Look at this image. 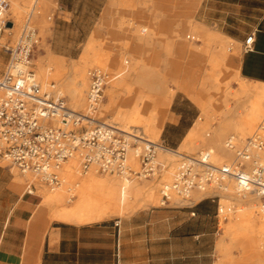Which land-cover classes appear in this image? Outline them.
<instances>
[{
  "label": "crops",
  "instance_id": "0c3cea01",
  "mask_svg": "<svg viewBox=\"0 0 264 264\" xmlns=\"http://www.w3.org/2000/svg\"><path fill=\"white\" fill-rule=\"evenodd\" d=\"M161 1L155 2L154 22L139 15L141 0H56L50 50L66 61H77L102 26L116 28L122 18L133 20L131 29L150 24L159 34H172L179 12L171 5L174 16L170 25L164 23ZM198 5V23L215 26L241 44L235 61L240 76L264 83V0H201ZM102 14L108 15L102 20ZM249 35L254 38L251 48L243 50ZM199 116V107L187 95L173 94L159 132L163 145L179 148ZM41 202L34 187L23 190L10 167L0 166V264H223L220 253L230 263L255 262L236 261V243L222 234L219 200L211 196L190 205L166 202L89 223L50 219L39 213Z\"/></svg>",
  "mask_w": 264,
  "mask_h": 264
},
{
  "label": "bare ground",
  "instance_id": "6f19581e",
  "mask_svg": "<svg viewBox=\"0 0 264 264\" xmlns=\"http://www.w3.org/2000/svg\"><path fill=\"white\" fill-rule=\"evenodd\" d=\"M44 1L45 0L9 1L10 6L8 9V16L10 18L9 22H11V25H7L8 28L0 34L1 46L7 42V38L10 35L13 39L17 36L18 40L26 22L25 20L27 14H29L31 19L32 17L38 18L41 2ZM182 3L184 4L185 1L183 0ZM194 3L196 4L194 9L195 13L197 6L199 7V0H194ZM47 4L48 2H45V5ZM45 14L47 15V13ZM50 16L51 15L47 16V22L50 21ZM192 16H194V14L191 16L185 14L182 15L181 18H178L181 22L180 25L183 30L182 34H179L178 36V49L180 53L185 56L187 55L186 66H188L190 60H196L199 53H203L202 47L190 46V40L196 38L204 40L206 43L220 42L224 43V46L221 47L218 55L215 53V49L219 48L218 45L220 43L215 44L213 47L214 50L211 49L210 52L204 54L205 58H209L210 61L216 62L220 71L218 75H211L207 77L208 79L205 82L210 84L208 87L205 85L206 83L204 81L201 82L200 87L198 86L200 90H194L193 86L188 85L187 83L182 85L184 91L187 92L190 99L199 107L201 113L196 121L195 127L190 130L184 143L179 148L191 150V148L198 146L196 143V137L198 138L200 135L202 138L204 136V140L210 141V145L207 149L201 151L202 155L199 160H202V158L206 155L210 163L215 167L223 165L234 166L236 165L234 150L229 148L226 143L228 142V139L231 138L236 147L244 145L246 138L243 139V136L251 130L254 123L264 114V83L248 81L242 78L238 71V65H232L230 67V64L227 62L230 53V51H228V46H230L233 39L217 30L213 29L214 31H212L208 26L202 23H193L191 21ZM43 23L45 24L44 21ZM130 31V35H128L127 39L129 41H135L136 43H143V45L144 43L149 45L154 36L159 37V35H161L159 37L160 41H157L163 45L166 52L171 51V40L169 41L165 38L166 35L164 32L162 34H158V32H156L150 24H136ZM11 37L10 40H12ZM96 46V40H91L85 47L84 54L80 57V59L77 61H70V64L68 65L65 63L66 60L64 58L56 56L49 49L47 55L40 62L41 75L45 76L42 71V68L45 65L54 69V77L60 81L62 92L64 91L69 95L71 108L73 110L90 114L92 117L100 121L111 124L115 123L123 131L142 136L143 138L153 141L158 145L159 142H156L155 139L159 137V132L163 125V113L166 111L171 102L174 89L171 88L169 90H165L161 101L159 103L156 102L157 104H155L154 110L146 113L144 110V102L150 99V95L145 94L141 87L147 86L149 91H155L164 84L165 78L162 74H160V71H151V67L147 64H140V62L135 58L127 69L124 68L125 70H120L114 76L110 77V79L107 80L104 75L107 80L105 94L108 98V103L101 106V100L97 107L93 108L88 102V94L90 93L91 84V71L95 69L101 71L108 67L109 64L111 65L113 62L116 63L114 60H112V62L105 61L98 56L93 58L89 57L90 52H92ZM104 46L105 48L107 47V45ZM16 66L17 68L22 69L24 65L23 63H19L16 64ZM91 66H96V68H92L88 71V67ZM224 68H232L231 73L225 74L222 71ZM34 73L36 80L41 85L43 90H54L57 94L63 96L62 92L56 88V84L52 82L43 83L35 71ZM193 75L194 72L192 70L187 73L189 78L193 77ZM152 76L156 79H147ZM232 80H236L238 82V87L234 92L230 90V83ZM86 86H88V90L85 98L84 90ZM125 92L133 93L135 95L134 102L129 108H121V111L115 115L116 122H113L110 118L109 108L117 102L118 98L121 99L120 96L125 94ZM244 96H253L254 98L248 106L245 105V114L238 115L234 110V107L242 106L241 100ZM231 97H233L236 101L234 107L229 104ZM237 112L241 113L240 110ZM215 117H218L220 121L217 126H211L210 120ZM94 122L95 121H89L88 127H90V125ZM257 129L264 130V122H260L255 130ZM233 131L240 134L239 136L243 140L231 134L228 139L223 140L224 135L227 132ZM254 131L252 133H254ZM158 149L162 151L160 156L168 160H172L173 155L176 153L179 157L186 155L182 154L179 149L173 150L160 146H158L157 151ZM254 150L253 153L257 155L261 154L260 151L255 152ZM136 153L137 148H129L127 162L130 167H132L130 163L136 164V161L139 163ZM259 159L262 161L264 160V158ZM181 160L182 159L180 158L177 162L176 168L172 173L171 181L165 183L164 186L166 185L170 187L171 184L174 183L178 168L180 164H182L180 163ZM156 161L158 162L157 154ZM9 167L18 169L15 166ZM100 173L101 172L98 167L94 165L88 170H83L78 159L73 158L68 160L62 165L60 171L61 179L58 184H46L50 187V189L45 187L37 188V193L42 196L39 213L46 215L52 213L51 217L54 219L66 222L89 223L100 221L114 215L132 213L141 207L151 205L159 201V196L155 193V186L152 184L148 185L146 183L140 185L138 183H134L125 176L117 175L120 178H116V174H114L115 176L110 177H100L98 175ZM21 174L31 175L36 178L30 172H21ZM32 183L33 182H31L30 185ZM218 186L219 189L217 190L195 189L190 192V195H192L193 192H200L203 194L222 192L224 195L231 193L234 195V198L232 199L237 201H239V199L246 198L247 205H241L239 208L233 205V202L226 201L222 203V206L220 207L222 211L225 208L231 215L230 221H228V223L227 221L225 222L227 227L226 230H224V236L226 235L230 237L231 241L237 245H252L256 248V251L261 253L264 247V220H262L261 217H264V202L258 195L241 194L234 179H224L219 182ZM176 192L177 191L173 190L171 187L170 194L172 195V198L175 199V197H177L178 200L182 199ZM254 261V264H264V258L262 256L255 258Z\"/></svg>",
  "mask_w": 264,
  "mask_h": 264
},
{
  "label": "built area",
  "instance_id": "2783aa9c",
  "mask_svg": "<svg viewBox=\"0 0 264 264\" xmlns=\"http://www.w3.org/2000/svg\"><path fill=\"white\" fill-rule=\"evenodd\" d=\"M9 6V0H0V34L8 28ZM53 18L54 13L49 20ZM25 21L15 46L7 47L9 64L0 76V161H8V166L17 167L22 173H32L47 185L59 183L62 165L73 158L79 160L83 170L94 165L101 173L128 179H148L162 170L164 164L156 161V154L158 146L165 148L163 143L157 145L123 131L115 123L73 110L64 96L54 90L42 89L31 68L41 36L39 28L30 25L29 14ZM253 40V35H249L243 50H249ZM19 63L25 68H17ZM106 81L101 71H91L88 102L93 108L103 99ZM89 121L95 122L88 127ZM233 143L229 138L226 144L234 150V166L215 167L206 155L199 160L201 152L180 157L182 164L174 183L170 187H161L162 203L190 205L194 202L190 195L192 190H217L219 182L228 178L236 181L241 194L258 195L264 202V160L259 159L264 158V130H255L241 147ZM129 148H137L138 170L127 162ZM253 150L261 154L257 155ZM171 187L182 199L172 198ZM205 196L219 200V217L222 212L220 196L217 193ZM115 224L118 225V221Z\"/></svg>",
  "mask_w": 264,
  "mask_h": 264
},
{
  "label": "rangeland",
  "instance_id": "374dc122",
  "mask_svg": "<svg viewBox=\"0 0 264 264\" xmlns=\"http://www.w3.org/2000/svg\"><path fill=\"white\" fill-rule=\"evenodd\" d=\"M141 1H142V4H141L142 11L139 15L142 17V20L147 21L149 19H154V22L157 21V18L155 17L156 13L154 12L156 0H141ZM182 1L183 0H162L161 1L164 5L165 11H166V13H163V19L164 20H162V21L164 23H166V22L169 23L171 15L174 16V14L169 13V10L172 7L171 5L177 6V11L179 13H176L175 15L179 14V16H178L179 18H181V16L185 15V14H188V16H191L194 14V16H192V18H191V21L193 23H197V21L195 20V13H194V9L196 7L194 0H184L185 1L184 4L182 3ZM200 1L201 0H199V3H200ZM45 2H48V4L45 5ZM56 7H57L56 0H45L44 2H41L40 10H39L40 13L38 15V18L32 17V19H31L32 26H36L39 28V35L41 36L40 45L37 47V49H35V51L33 53L31 68L36 72L39 79L41 81H43V83L52 82V83L56 84V88H58L62 92V88L60 86V81L54 77V74H53L54 69L52 67L45 65L42 68L43 69L42 71L44 72L45 76H42L41 72H40V70H41L40 69V62L47 55V53L50 49L49 39L52 36L53 20H50L47 22L46 18L48 15L52 16ZM47 8H48V10H47ZM45 13H47V15ZM107 15L102 14V20ZM112 15L113 14H111V16ZM108 17H110V16H108ZM43 21L45 22V24L43 23ZM177 22H178V24L176 25L177 28L173 29L174 32L172 31L173 32L172 34H170L168 30L163 31L164 34L166 35L165 38H167L169 41L171 40V42H172L170 52H166L163 48V45L160 42H158V41H160L159 37L161 35H159V37L154 36L153 40L151 41V43L149 45L145 44V43L143 45V43L140 44V43H136L135 41H129L127 38H128V35H130L131 26L134 25L133 20L122 18L120 26H118L116 28H113L112 26H106V25L101 27L99 35L97 36L98 38L96 40L97 46L89 54V57H91V58L98 56V57H100L103 60L108 61V62H112V60L116 61V63L113 62L111 65L109 64V66L104 68L103 70L100 69L104 73V75L106 76L107 80L110 79V77L114 76L116 73H118L120 70H123L124 68L127 69L128 66L132 63V61L135 58H136V60H138L140 62V64H142V65L147 64L149 67H151L150 68L151 71H153V72H159L160 71V74H162L165 78L164 84L161 87L157 88V90H155V91H149L147 86L141 87V89L143 90V92L145 94L150 95V99H148L147 101L144 102V110L146 111V113H149V111L154 110L155 104H157L161 101L165 90H169V89L173 88L174 89L173 94H175L176 92H181V93L188 96L187 92H185L184 89L182 88L183 84L187 83L188 85H192L194 90H200L199 87H200L202 81L205 82L208 79L207 78L208 76L218 75L220 73V71L217 67L218 65L216 64V62L210 61L209 58L208 59L205 58V55H204V54L210 52L211 49H213V47L215 46V44H218L220 42L206 43V42H204V40H201V39L199 40L196 38L190 40L189 45L192 47L193 46L202 47L203 53H199L197 55L196 60H193V59L190 60V62L188 63V66H186V62H187L186 56L187 55L186 56L183 55L182 53L179 52V49H178V44H179L178 43L179 42L178 36H179V34H182L183 30H182L181 25H180L181 22L179 20H177ZM47 23H49V24H47ZM169 25H170V23H169ZM208 27L212 31L217 30L214 27H210V26H208ZM217 31H219V30H217ZM219 32H221V31H219ZM10 37H11V35L7 38V42L5 44H2V46L0 45V76L5 72L8 61L10 59V52L7 50V47H12L17 42V36L14 39L11 37L12 40H10ZM104 45H107L108 48L107 47L105 48ZM223 46H224V43H220L218 45L219 48L215 49V53L217 55L219 54V51H220L221 47H223ZM82 50H83V47H82ZM228 51H230V53H229V59L227 60V62L230 64V67L232 65H238L235 61L238 59L240 52L242 51L241 44L233 40L231 42L230 46H228ZM65 63L67 65L70 64V59H67V61ZM187 67H189V68H187ZM23 68H25V66H23L22 69ZM92 68H96V66L88 67V71ZM191 70L194 72V75H193V77L189 78L187 76V73L190 72ZM222 71L225 74H230L232 71V68H230V69L224 68ZM147 79L148 80L149 79L155 80L156 78L152 76V77H149ZM205 83H206L205 85L207 87L210 85L207 82H205ZM106 86H105V89L103 92V99H102V102L100 104L101 106L103 104L108 103V98L105 94ZM230 87H231L230 90L232 92H234L238 87V82L236 80H232L230 83ZM87 90H88V86H86V88L84 90L85 98H86ZM62 94H63V96H65V98L68 102V105L71 107V100H70L69 95L64 91L62 92ZM134 96L135 95L133 93L125 92V94L120 96L121 99L118 98L117 102L114 105L110 106L109 114H110L111 121L116 122L115 115L121 111V108H123V109L129 108L133 104ZM253 98H254L253 96H248V97L244 96L241 100L242 106L234 107L236 101L233 97H231L229 100V104H230V106H233L235 108L234 110L236 111V113L238 115H243V114H245L244 112H246L245 105L248 106L251 103V100ZM167 109L163 113V122L166 119ZM239 110L241 111V113L237 112ZM200 113H201V111H200ZM215 118L210 120L211 126H217L218 125V122L220 121V119H218V117H215ZM260 122H264V114L261 116V118H259L254 123L251 130L248 131L243 136L244 137L243 139L250 136L251 133L260 124ZM208 131H210V130H208ZM230 134L235 135L236 137L241 139L239 136L240 134L233 131V132H227L224 135L223 140L228 139ZM243 139H241V140H243ZM155 140H156V142L160 143L161 142L160 136L158 138H156ZM196 141H197L196 143L198 144V146L191 148V150L190 149H187V150L186 149H180V148H177V149H179V151L182 154L196 155L197 153L201 152L202 150L207 149L210 145L209 144L210 141H208V140L205 141L204 136L201 138V136L199 135L198 138L196 137ZM161 152L162 151H160V149H158L157 160H158V162L164 164V168L162 170H160L156 175H154L153 177H150L148 179H141V180L130 179L134 183H138L140 185H143L146 183L148 185H151V184L154 185L155 186V193L158 194V196H159V201L157 203L141 207V208L137 209L136 211L141 210V209H149L152 207H158L162 204V194L160 192L161 187L165 183L171 181L172 173L174 172L176 165H177V162L179 161L180 157L176 153L175 155H173L172 160H168V159L160 156ZM130 164L135 169H138V167H139V163L137 161H136V164H132V163H130ZM0 166H8V161L1 160ZM10 170L14 174V176L17 178V182L19 183V185L21 186V188L23 190L28 189V188L32 189V187H34V191H35V193H37L38 187H45L47 189H50L49 186H47L45 183L41 182L40 179H38V178H34L31 175H22L18 169H15L12 167H10ZM98 175L100 177L115 176V175H108V174H101V173ZM61 176H62V174H61ZM116 178H120V177H118L116 175ZM31 182H33V183L30 185ZM217 193L220 195V205L221 206H222V203H224L226 201L233 202V205H235L237 208H239L241 205H243V206L247 205V201H246L247 199L246 198L245 199H239V201H237L235 199H232V198H234L233 197L234 195H232L231 193H227L226 195H224L222 192H217ZM208 194H211V193H208ZM208 194H203L200 192H193L191 196H192L193 201H197L199 198H201L205 195H208ZM175 200H178V198L175 197ZM51 214L52 213L47 214V216L50 219H54L53 217H51L52 216ZM126 215H128V213L123 214V215H114L112 217H124ZM224 217H226L227 219L223 220ZM261 217H262V220H264V217L263 216H261ZM230 218H231L230 212L224 208V210L219 214V219H220L219 228L222 229V234H223L224 230H226V227H227L225 222L227 221V223H228V221H230ZM222 234L219 235V240L222 238ZM232 254H237L236 255V257H237L236 261L248 260V262H249V261H252L253 259H255L256 257H260V256L264 257V247H263L261 253H259L258 251H256V248H254L252 245H237L236 244L235 247L232 248ZM220 255H221V263H223V264H234V263L229 262L232 260L228 259V261H227L226 259L223 258L221 253H220Z\"/></svg>",
  "mask_w": 264,
  "mask_h": 264
},
{
  "label": "water",
  "instance_id": "95a60500",
  "mask_svg": "<svg viewBox=\"0 0 264 264\" xmlns=\"http://www.w3.org/2000/svg\"><path fill=\"white\" fill-rule=\"evenodd\" d=\"M8 26H10L11 25V22H8V24H7Z\"/></svg>",
  "mask_w": 264,
  "mask_h": 264
}]
</instances>
